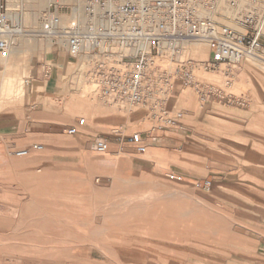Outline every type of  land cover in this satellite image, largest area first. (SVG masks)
I'll return each instance as SVG.
<instances>
[{
    "label": "rangeland",
    "instance_id": "obj_1",
    "mask_svg": "<svg viewBox=\"0 0 264 264\" xmlns=\"http://www.w3.org/2000/svg\"><path fill=\"white\" fill-rule=\"evenodd\" d=\"M22 1L28 34L17 39L7 66L0 58V82L5 74L11 80L0 88V264H260L264 251L251 221L264 217V72L255 66L264 62L245 59L233 77L224 68L200 74L232 101L201 102L188 87L168 105L183 113L181 127L150 134L146 111L99 100L75 76L71 57L62 55L56 81L41 76L49 45L31 33L37 8ZM40 1L42 10L47 0ZM205 51L187 57L206 61ZM34 82L42 89L32 98ZM32 113L55 127L84 118L106 136L138 132L150 142L134 160L106 161L85 134L53 129L59 135L41 151L17 158L14 151L29 148L21 143ZM223 135L245 146L228 149ZM79 147L84 157L74 156ZM98 175L105 178L96 183Z\"/></svg>",
    "mask_w": 264,
    "mask_h": 264
},
{
    "label": "built area",
    "instance_id": "obj_2",
    "mask_svg": "<svg viewBox=\"0 0 264 264\" xmlns=\"http://www.w3.org/2000/svg\"><path fill=\"white\" fill-rule=\"evenodd\" d=\"M25 18L24 1L11 7L0 1V58L9 55L18 37L27 32ZM39 19L37 32L50 53L71 57L75 76H83L91 93L105 104L146 111L150 134L181 127L183 113L169 110L168 105L175 93L180 96L188 87L196 89L201 102L232 101L200 74L224 68L227 77H233V70L247 58L264 62L261 0L246 5L235 0H73L50 3ZM191 40L208 44L211 55L206 61L187 57L185 48ZM52 70L51 62H44L41 76L49 79ZM85 124L79 118L66 129L67 135H77ZM107 137L94 136L97 154L108 151ZM110 137L121 149L130 147L136 154L148 149L143 133L125 135L115 130ZM41 150V145H32L12 154L26 158ZM208 185L202 189L208 190Z\"/></svg>",
    "mask_w": 264,
    "mask_h": 264
},
{
    "label": "crops",
    "instance_id": "obj_3",
    "mask_svg": "<svg viewBox=\"0 0 264 264\" xmlns=\"http://www.w3.org/2000/svg\"><path fill=\"white\" fill-rule=\"evenodd\" d=\"M12 4H13L12 1L9 0V5H12ZM18 46L20 47L21 44ZM11 53L12 52H10L9 55L4 57L3 60L0 59L1 61H3V63L6 66L8 65V61H9V57ZM61 60H62V55H56L53 52L50 53L49 61L53 65V70H52L50 78L48 79L49 81L50 80L56 81L57 78L59 77L60 71H63V68L61 66L62 65ZM9 84H11L10 75L5 74V76L2 78L0 82V88H4L8 86ZM35 84H38V85H35ZM21 86L18 88L19 90L24 92L25 87L21 88ZM41 89H42L41 84H39L38 82H34L33 85L30 87V93H29L30 96L34 98ZM32 114L35 115V119H32L30 121L31 130H29L28 122H26L23 126L24 131H25V138L23 139L21 143L22 148L30 147L32 145L46 144L50 142V140H52V138L55 135H59L58 133H54L53 129L62 130L64 134H67L66 129L69 127H72L66 124L61 125V127H55L53 123H47V121L44 120L42 115H38L37 113H32ZM84 128L85 130H82ZM99 133L100 132L95 131L92 125H89L86 122L85 126L79 129L78 134H85L86 136L91 138V149H92L94 148L93 138L96 134H99ZM28 134H30L31 136L30 138L28 137ZM9 137H13V136L10 134ZM107 138L109 139L108 151L105 154L101 155V156H105L106 159L104 160L106 161L115 160L116 162L117 161L124 162V161L134 160L136 156L139 155V154H136L135 151L131 149L130 147H124L123 149H121V145L114 139V137L109 136ZM220 139H221L222 145L231 150L238 151L239 149L241 150L245 146V142H242L239 139H236L229 135H223ZM149 142L150 140L147 139L148 144ZM110 149L115 150V152H111ZM75 152L76 153L74 156H78V157H84L86 153L84 150H81L80 147L75 148ZM155 154L158 155V153H155ZM102 178H105V176L103 175L96 176L95 182L96 183L100 182ZM251 228L254 230L253 232L255 233V238L257 240L258 248L261 250V252H263L264 251V217L261 216L259 221H251ZM259 262L260 264H264V259L261 258Z\"/></svg>",
    "mask_w": 264,
    "mask_h": 264
},
{
    "label": "bare ground",
    "instance_id": "obj_4",
    "mask_svg": "<svg viewBox=\"0 0 264 264\" xmlns=\"http://www.w3.org/2000/svg\"><path fill=\"white\" fill-rule=\"evenodd\" d=\"M71 1H73V0H47V3H46V6L41 10V8H42V4H43V1H38L37 2V0H33V2H32V8L33 9H35V7L37 8V9H35V14H36V17H37V25L39 26V24H40V19H39V15L41 14H39V10H40V12H43L44 10H46V8L48 7V5L50 4V3H57V4H65V3H69V2H71ZM37 3V4H36ZM35 4H36V6H35ZM13 5V4H12ZM12 5H9L10 7L12 6ZM32 34H34L35 36H37V37H40L41 38V36L38 34V32L37 31H35V30H32V32H31ZM25 34H28V31L25 33ZM24 34V35H25ZM24 35H22V36H24ZM22 36H20V37H22ZM19 38V37H18ZM200 43H204L203 45H204V47H203V45L201 46V44ZM207 46H208V44H206V42L205 41H202V40H191V41H188L187 42V44H186V48H185V51L187 52V53H189V52H193L194 54H204L206 51H205V47L207 48ZM248 60H246L245 61V63H247L248 65H250V66H253V62L252 61H255V59L256 58H247ZM249 59H252V60H249ZM257 60V59H256ZM258 69H260L262 72H264V68H262L261 66H258V65H255ZM85 85H88V84H86L85 82H83ZM21 87H23V86H21ZM88 87H90L89 85H88ZM90 90H91V87H90Z\"/></svg>",
    "mask_w": 264,
    "mask_h": 264
}]
</instances>
